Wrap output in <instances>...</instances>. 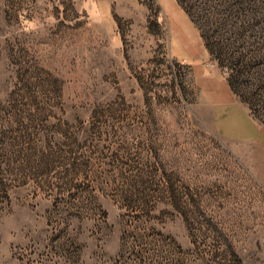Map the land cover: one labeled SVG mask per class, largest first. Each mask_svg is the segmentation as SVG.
Masks as SVG:
<instances>
[{
	"label": "rangeland",
	"instance_id": "obj_1",
	"mask_svg": "<svg viewBox=\"0 0 264 264\" xmlns=\"http://www.w3.org/2000/svg\"><path fill=\"white\" fill-rule=\"evenodd\" d=\"M181 1L263 119L264 0ZM235 96L204 103L151 0H0V264H264Z\"/></svg>",
	"mask_w": 264,
	"mask_h": 264
},
{
	"label": "crops",
	"instance_id": "obj_2",
	"mask_svg": "<svg viewBox=\"0 0 264 264\" xmlns=\"http://www.w3.org/2000/svg\"><path fill=\"white\" fill-rule=\"evenodd\" d=\"M147 4L150 0H133ZM165 18L169 56L190 68L191 78L205 104L224 115L238 102L227 79L221 78L211 64L209 52L201 33L178 0H151ZM228 117V114L225 115Z\"/></svg>",
	"mask_w": 264,
	"mask_h": 264
},
{
	"label": "trees",
	"instance_id": "obj_3",
	"mask_svg": "<svg viewBox=\"0 0 264 264\" xmlns=\"http://www.w3.org/2000/svg\"><path fill=\"white\" fill-rule=\"evenodd\" d=\"M179 4L181 5V7L185 10V12L189 15V17L192 19V21L195 23V25L197 26V28L199 29L200 33H201V37L203 38L204 42H205V46L209 52L210 57L212 58V56L214 57L215 52L213 49L212 44L209 42V38L208 36H206V34L204 33V30L202 28V26L200 25V23L198 22V20L195 18V16L192 14L191 10L188 8V6L184 5L183 2L181 0H178ZM210 58V60H211ZM213 59V58H212ZM234 77V75H233ZM229 83V86L232 90V92L237 95L242 102L246 103L248 105V110L250 111L251 116L261 122L262 124H264V118L262 119L260 117L259 111L256 109V106L248 99V98H243L242 94L239 90V88L237 87V84L235 82V80L231 77L230 79L227 80ZM257 87L259 89L262 88V86H260L259 84H257Z\"/></svg>",
	"mask_w": 264,
	"mask_h": 264
}]
</instances>
